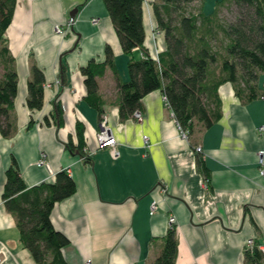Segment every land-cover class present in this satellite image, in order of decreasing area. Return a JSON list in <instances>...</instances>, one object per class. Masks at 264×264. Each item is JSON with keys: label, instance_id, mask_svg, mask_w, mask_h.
Listing matches in <instances>:
<instances>
[{"label": "crops", "instance_id": "0c3cea01", "mask_svg": "<svg viewBox=\"0 0 264 264\" xmlns=\"http://www.w3.org/2000/svg\"><path fill=\"white\" fill-rule=\"evenodd\" d=\"M153 1L142 4L143 47L157 58L166 43L156 27ZM214 1H204L205 13ZM73 9V26L57 35L55 26ZM4 37L18 83L11 113L16 130L9 138L0 135V264H36L19 242L14 217L1 200L12 158L27 187L51 183L58 171L73 179L75 193L56 203L50 214L53 227L69 241L62 249L67 264H148L171 226L177 240L174 264H243L248 239L264 245V176L258 175L256 164L257 152L264 148V133L257 131L264 125V97L243 103L229 83L223 84L218 90L221 117L184 139L160 90L141 99L140 121L133 116L120 119L107 68L98 85L102 115L118 151L113 158L110 148L98 146L100 115L85 100L80 73L92 58L103 62L109 46L120 80H128L129 56L103 1L16 0ZM131 56L140 59L143 51L136 48ZM32 65L43 71L45 83L42 108L30 111L26 84ZM56 99L63 110L61 127L43 122ZM76 122L84 126L88 161L65 147L68 139L77 142ZM143 136L148 137L147 148ZM41 157L44 163L37 167ZM198 157L209 172L207 185L197 170ZM153 200L157 207L150 214Z\"/></svg>", "mask_w": 264, "mask_h": 264}, {"label": "trees", "instance_id": "16d2710c", "mask_svg": "<svg viewBox=\"0 0 264 264\" xmlns=\"http://www.w3.org/2000/svg\"><path fill=\"white\" fill-rule=\"evenodd\" d=\"M127 61L128 80H120L114 66V56L105 47V59H90L80 67L86 88V102L101 108L104 101L99 93L98 79L107 68L111 71L118 95L119 117H131L140 108L141 99L160 90L176 123L187 136L197 129L210 128L221 117L218 90L229 83L233 94L241 102L264 97L257 87L259 72L264 70V0H215L213 9L205 13V0H154L152 10L156 27L163 32L166 49L157 58L144 49L145 33L142 24L144 0H102ZM16 0H0V135L9 138L16 130L12 116L18 77L14 56L4 37L14 14ZM224 11L232 14L229 20ZM141 49L143 57L134 59V49ZM62 69L63 66H62ZM43 71L32 65L27 81L26 106L30 111L43 105ZM46 125L61 127L63 110L56 99L53 109L44 116ZM33 123L28 122V127ZM77 142L65 143L67 150L84 156V126L76 122ZM197 170L208 180V169L201 158ZM76 191L73 179L65 171H58L51 183L27 187L18 165L12 158L5 171L1 200L15 220L19 242L36 264H67L62 249L68 239L57 231L50 220L54 205ZM177 240L173 226L163 237L158 253L148 264H174ZM264 263V253L256 246L244 251L243 264Z\"/></svg>", "mask_w": 264, "mask_h": 264}, {"label": "built area", "instance_id": "2783aa9c", "mask_svg": "<svg viewBox=\"0 0 264 264\" xmlns=\"http://www.w3.org/2000/svg\"><path fill=\"white\" fill-rule=\"evenodd\" d=\"M92 22L96 23L97 21L96 19H94ZM73 24H74V17L70 16L68 19L65 20L63 24L55 26L54 28L55 33L57 35H63L73 26ZM164 101L167 103L165 97H164ZM132 116L138 121L141 120V113L138 110L134 111ZM178 129L180 130V134L182 138L186 139L187 133L184 130H182L179 125H178ZM257 131L260 134L264 133V125H260V127L257 128ZM96 139H97V143L99 147H108L111 149V154L113 158H116L118 156V151L116 149V142L114 141V138L110 132V129L106 125V118L103 115L100 116V126L96 134ZM143 143H144L145 148H147L148 147V137L143 136ZM200 149H201L200 146H197L195 148V151L199 152ZM43 163H44V158L41 157V159L37 161L36 166L40 167L43 165ZM256 164H258V175L264 176V148H262L260 151L257 152ZM204 183L207 185V180H205ZM156 207H157V201L153 200L150 203V214H153L155 212ZM168 221L169 223L173 222L174 217H170ZM246 243L248 246L247 248H253L254 246H256L262 253H264V245H257L255 242H253L252 239H248ZM84 264H90V262L86 261Z\"/></svg>", "mask_w": 264, "mask_h": 264}, {"label": "rangeland", "instance_id": "374dc122", "mask_svg": "<svg viewBox=\"0 0 264 264\" xmlns=\"http://www.w3.org/2000/svg\"><path fill=\"white\" fill-rule=\"evenodd\" d=\"M214 3V2H213ZM213 8H211L212 10ZM210 10V11H211ZM209 11V12H210ZM223 15L225 16V18L227 19H231L232 14H230L228 11H224ZM259 77H258V81H257V87L260 88L261 90H264V70H262L261 72H259Z\"/></svg>", "mask_w": 264, "mask_h": 264}, {"label": "water", "instance_id": "95a60500", "mask_svg": "<svg viewBox=\"0 0 264 264\" xmlns=\"http://www.w3.org/2000/svg\"><path fill=\"white\" fill-rule=\"evenodd\" d=\"M76 11H77V9H73V10L70 12V14H69V15L74 17V16H75V14H76Z\"/></svg>", "mask_w": 264, "mask_h": 264}]
</instances>
